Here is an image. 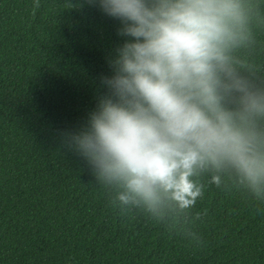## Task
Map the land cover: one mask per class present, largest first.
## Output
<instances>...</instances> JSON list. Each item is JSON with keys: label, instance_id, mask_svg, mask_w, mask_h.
Segmentation results:
<instances>
[{"label": "trees", "instance_id": "16d2710c", "mask_svg": "<svg viewBox=\"0 0 264 264\" xmlns=\"http://www.w3.org/2000/svg\"><path fill=\"white\" fill-rule=\"evenodd\" d=\"M239 55L264 72V0ZM87 0H0V264H264V200L201 174L197 204L152 218L62 142L85 122L124 39Z\"/></svg>", "mask_w": 264, "mask_h": 264}, {"label": "clouds", "instance_id": "9594fccd", "mask_svg": "<svg viewBox=\"0 0 264 264\" xmlns=\"http://www.w3.org/2000/svg\"><path fill=\"white\" fill-rule=\"evenodd\" d=\"M124 39L85 122L60 135L114 191L152 218L193 207L201 174L264 200V72L239 55L253 39L250 0H87ZM40 0H33L39 8Z\"/></svg>", "mask_w": 264, "mask_h": 264}]
</instances>
